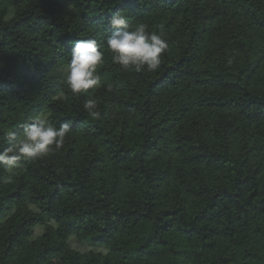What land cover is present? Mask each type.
I'll return each mask as SVG.
<instances>
[{
	"label": "trees",
	"instance_id": "16d2710c",
	"mask_svg": "<svg viewBox=\"0 0 264 264\" xmlns=\"http://www.w3.org/2000/svg\"><path fill=\"white\" fill-rule=\"evenodd\" d=\"M62 1L0 0V129L73 122L0 169V264H264V0ZM117 11L162 32L157 71L112 64ZM79 39L104 52L99 119L64 83Z\"/></svg>",
	"mask_w": 264,
	"mask_h": 264
},
{
	"label": "clouds",
	"instance_id": "9594fccd",
	"mask_svg": "<svg viewBox=\"0 0 264 264\" xmlns=\"http://www.w3.org/2000/svg\"><path fill=\"white\" fill-rule=\"evenodd\" d=\"M109 25L114 29L104 38V46L111 53V62L123 71H157L169 43L162 32H149L143 23L131 25L126 11L111 15ZM235 57L227 59L231 65ZM105 63L101 44L96 39H79L71 52V59L64 71V83L74 97L84 95L83 109L93 118L99 119L100 101L89 90L95 91L104 84L98 69ZM111 88V85L107 86ZM73 122L66 121L55 126L46 115H38L22 125L17 133L12 129H0V139L8 141L7 147L0 149V169L8 175L4 182H12L17 170L24 164L41 160L53 151L60 150L66 137L72 131Z\"/></svg>",
	"mask_w": 264,
	"mask_h": 264
},
{
	"label": "rangeland",
	"instance_id": "374dc122",
	"mask_svg": "<svg viewBox=\"0 0 264 264\" xmlns=\"http://www.w3.org/2000/svg\"><path fill=\"white\" fill-rule=\"evenodd\" d=\"M57 2H59L60 5L63 6V8H64V10H65L66 12H68V13L71 12V8H70V6L67 5L64 1H62V0H57Z\"/></svg>",
	"mask_w": 264,
	"mask_h": 264
}]
</instances>
